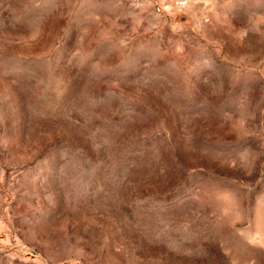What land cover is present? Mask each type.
<instances>
[{
  "label": "rangeland",
  "instance_id": "1",
  "mask_svg": "<svg viewBox=\"0 0 264 264\" xmlns=\"http://www.w3.org/2000/svg\"><path fill=\"white\" fill-rule=\"evenodd\" d=\"M0 264H264V0H0Z\"/></svg>",
  "mask_w": 264,
  "mask_h": 264
}]
</instances>
